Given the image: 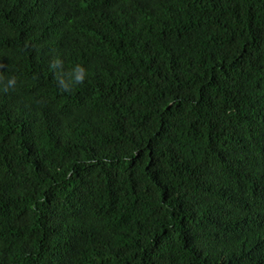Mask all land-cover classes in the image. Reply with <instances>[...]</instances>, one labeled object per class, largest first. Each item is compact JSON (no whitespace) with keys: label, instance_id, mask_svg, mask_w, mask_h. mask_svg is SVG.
I'll list each match as a JSON object with an SVG mask.
<instances>
[{"label":"trees","instance_id":"trees-1","mask_svg":"<svg viewBox=\"0 0 264 264\" xmlns=\"http://www.w3.org/2000/svg\"><path fill=\"white\" fill-rule=\"evenodd\" d=\"M0 264H264V0H0Z\"/></svg>","mask_w":264,"mask_h":264},{"label":"clouds","instance_id":"clouds-1","mask_svg":"<svg viewBox=\"0 0 264 264\" xmlns=\"http://www.w3.org/2000/svg\"><path fill=\"white\" fill-rule=\"evenodd\" d=\"M82 79H83L82 75H78V76L76 77V81H77V82L82 81ZM14 84H15V78L13 77V78L9 79V81H8V85H9V86H12V85H14Z\"/></svg>","mask_w":264,"mask_h":264}]
</instances>
